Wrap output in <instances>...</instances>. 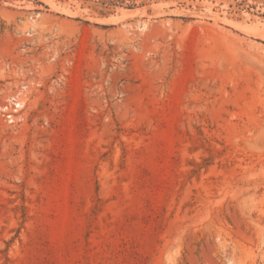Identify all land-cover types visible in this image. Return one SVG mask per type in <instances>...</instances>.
Instances as JSON below:
<instances>
[{
  "label": "rangeland",
  "instance_id": "rangeland-1",
  "mask_svg": "<svg viewBox=\"0 0 264 264\" xmlns=\"http://www.w3.org/2000/svg\"><path fill=\"white\" fill-rule=\"evenodd\" d=\"M0 264H264V0H0Z\"/></svg>",
  "mask_w": 264,
  "mask_h": 264
}]
</instances>
